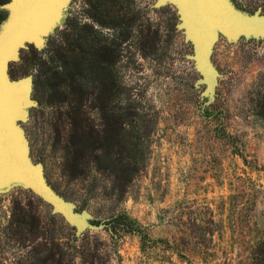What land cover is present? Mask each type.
<instances>
[{"label": "rangeland", "instance_id": "374dc122", "mask_svg": "<svg viewBox=\"0 0 264 264\" xmlns=\"http://www.w3.org/2000/svg\"><path fill=\"white\" fill-rule=\"evenodd\" d=\"M90 1L67 0L43 47L29 43L10 63L11 79L33 81L39 62L52 54L51 42H61L73 20L116 38L120 28L99 25ZM228 2L245 18L264 21V0ZM121 3L132 22L115 69L123 104L132 100L150 128L146 166L121 199L107 193L111 180L93 166L88 177L70 178L60 142L69 130L61 118L65 105L31 90L18 120L30 158L77 213L107 225H78L14 183L0 189V264H42L36 252L49 250L55 258L61 250L64 264H252L264 231V35L230 37L217 28L209 51L212 85L201 80L195 39L181 27L175 2ZM121 214L131 229L117 222ZM23 215L27 222L18 224Z\"/></svg>", "mask_w": 264, "mask_h": 264}, {"label": "trees", "instance_id": "16d2710c", "mask_svg": "<svg viewBox=\"0 0 264 264\" xmlns=\"http://www.w3.org/2000/svg\"><path fill=\"white\" fill-rule=\"evenodd\" d=\"M90 4L93 19L99 25L119 27L121 32L109 39L92 26L69 22L64 39L51 42L52 54L39 62L33 91L37 99L47 98L52 104L65 105L61 118L63 122L67 120L69 130L60 138L65 174L85 178L93 166L97 173L111 180V191L107 193L121 199L146 166L150 147L146 136L150 128L144 123L145 114L136 109L132 100L123 104L124 87L115 69L132 21L121 13V0H91ZM90 110L96 112V118ZM116 220L131 229L126 215L121 214ZM25 222L24 215L17 219L18 224ZM58 254L55 258L52 250L43 255L36 252V260L42 264H64L61 250ZM252 260V264H264V231Z\"/></svg>", "mask_w": 264, "mask_h": 264}, {"label": "water", "instance_id": "95a60500", "mask_svg": "<svg viewBox=\"0 0 264 264\" xmlns=\"http://www.w3.org/2000/svg\"><path fill=\"white\" fill-rule=\"evenodd\" d=\"M176 3L189 36L195 39L194 55L202 81L212 85L210 43L217 28L230 37L258 30L264 35V21L258 16L245 18L228 0H160L161 4ZM67 0H9L1 5L8 10L0 22V189L19 183L31 189L56 210L78 225L101 227L85 214L77 213L71 203L57 194L46 182L43 167L34 164L29 146L18 120L25 117L23 106L30 103L33 81H14L9 74L10 63L18 60L20 50L32 43L38 48L45 43L44 34L52 23L59 22Z\"/></svg>", "mask_w": 264, "mask_h": 264}, {"label": "flooded vegetation", "instance_id": "af4514ba", "mask_svg": "<svg viewBox=\"0 0 264 264\" xmlns=\"http://www.w3.org/2000/svg\"><path fill=\"white\" fill-rule=\"evenodd\" d=\"M9 1V0H0V22H2L8 15V10L5 8H2V3Z\"/></svg>", "mask_w": 264, "mask_h": 264}]
</instances>
